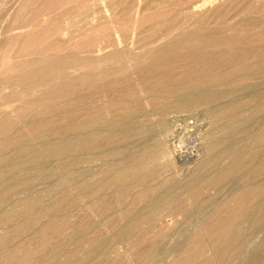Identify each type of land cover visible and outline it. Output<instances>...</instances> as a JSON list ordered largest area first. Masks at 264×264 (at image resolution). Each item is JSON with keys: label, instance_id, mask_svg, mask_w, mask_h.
Listing matches in <instances>:
<instances>
[{"label": "bare ground", "instance_id": "1", "mask_svg": "<svg viewBox=\"0 0 264 264\" xmlns=\"http://www.w3.org/2000/svg\"><path fill=\"white\" fill-rule=\"evenodd\" d=\"M84 1L0 0V264H264V22Z\"/></svg>", "mask_w": 264, "mask_h": 264}, {"label": "rangeland", "instance_id": "2", "mask_svg": "<svg viewBox=\"0 0 264 264\" xmlns=\"http://www.w3.org/2000/svg\"><path fill=\"white\" fill-rule=\"evenodd\" d=\"M134 1L135 0H133V5H135L136 4V2L134 3ZM139 1V0H138ZM195 1H198V3L199 4H202V3H205L204 4V6L205 5H207V7H209V6H214L216 3V0H211V2L209 1V0H195ZM207 1H209V2H207ZM212 1L214 2V4L212 3ZM86 4H88L87 3V0H85L84 1ZM220 1L219 0H217V4L219 3ZM91 3L92 2H90V5H89V7H92V9H91V11L89 10L88 11V13L89 14H92V13H94L95 12V14L96 15H98V13H100L101 11H100V9H101V7H110L109 6V4H107L106 5V3H104V4H95V3H92V5H91ZM138 3H140V5L138 4ZM137 4H136V6H139V7H136V8H139V10L141 11L142 9H143V7H144V9L147 7V9H145V10H142V11H144V13H145V15L144 14H142V19L144 18V17H146V14H149V13H153V12H157V11H160L161 10V7H166L167 9L169 8H171V7H178L179 5L176 3V0H141L140 2H138ZM246 3H247V5H248V3H249V7H252L251 8V10H254L255 11V13L253 14V15H257L256 17L258 18V20H261V21H263L264 22V0H241L240 1V6H239V4H235V7H236V5H238L239 7H242V5H243V7L246 5ZM70 4L72 5L71 7H75L76 6V1L75 2H70ZM95 4V5H94ZM252 4V5H251ZM103 5V6H102ZM133 5L131 6V7H133ZM182 5V4H181ZM186 6H188V4L186 3L185 4ZM184 4L182 5V7L183 6H185ZM237 6V7H238ZM76 7H79V6H76ZM80 7H82V5H80ZM84 7H88V6H84ZM134 7V8H135ZM142 9H141V8ZM181 7V6H180ZM206 7V6H205ZM230 7H232V6H230ZM233 7H234V5H233ZM238 7V8H239ZM254 7H256L255 9H253ZM94 8V9H93ZM96 8V9H95ZM99 10H98V9ZM133 8V9H134ZM263 8V9H262ZM100 11V12H99ZM135 9L133 10V13H135ZM151 11V12H150ZM170 11V10H169ZM172 11V10H171ZM236 11V10H235ZM234 11V12H235ZM149 12V13H148ZM28 13H30V10L28 11ZM87 13V14H88ZM101 13H103V12H101ZM257 18H256V20H257ZM232 19V18H231ZM153 21V20H152ZM126 22H128L130 25H129V27H132L133 26V24H134V21H133V19H131V18H129L128 16H126V15H122L121 17H119L118 18V21H117V19H116V21L115 22H113V23H109V26L110 25H116V23L118 24V25H120V24H123V23H126ZM151 22V21H150ZM145 23H147V22H145ZM106 25H101L100 26V28L98 29V32L97 33H95L96 31H95V29L93 30V31H91V29H92V27L93 26H90V27H88L87 29L83 26L82 27V29H77V30H75V32H74V36H73V41L76 43V44H78V42H85L86 40H88L90 37H92V35H96V37H98V36H100V35H102V34H104V33H106V31H107V29H106V27H105ZM109 32L111 33V31L109 30ZM109 32H108V34H109ZM112 35H108V36H106L105 37V40H106V38H110ZM102 38V37H101ZM101 38H99V39H101ZM77 42H76V41ZM73 42V43H74ZM72 43V40H71V44H73ZM80 54H84L83 52H80ZM102 55H104V53L102 54ZM120 63H122V61H118V60H116V59H113V60H109V64H114V65H118V64H120ZM128 67L129 68H131V66L130 65H128ZM264 89V88H263ZM183 124H185V123H183ZM207 127V126H206ZM192 140H193V138H192ZM185 144H183V146H184ZM188 145H189V147H188ZM190 145L191 144H189V143H187L185 146H187L188 148H186L185 146V148L184 147H182V148H184L183 150L185 151H187V150H189L188 152L190 153V151H192L193 150V152H195V150L193 149L194 147L193 146H191L190 147ZM190 148V149H189ZM192 148V149H191ZM185 151V152H186ZM188 152H186V153H188ZM234 181H236V182H238L237 180H234ZM44 185H39V187H43ZM210 191H213V189L212 190H210ZM174 239H175V237H172L171 239H169V242H173L174 241ZM80 254H81V252H80Z\"/></svg>", "mask_w": 264, "mask_h": 264}]
</instances>
